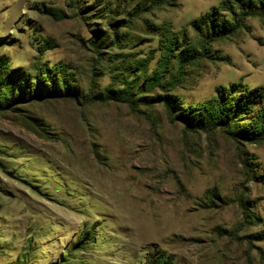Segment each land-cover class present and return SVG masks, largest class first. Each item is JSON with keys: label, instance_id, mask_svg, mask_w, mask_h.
<instances>
[{"label": "rangeland", "instance_id": "rangeland-1", "mask_svg": "<svg viewBox=\"0 0 264 264\" xmlns=\"http://www.w3.org/2000/svg\"><path fill=\"white\" fill-rule=\"evenodd\" d=\"M0 264H264V0H0Z\"/></svg>", "mask_w": 264, "mask_h": 264}, {"label": "trees", "instance_id": "trees-1", "mask_svg": "<svg viewBox=\"0 0 264 264\" xmlns=\"http://www.w3.org/2000/svg\"><path fill=\"white\" fill-rule=\"evenodd\" d=\"M225 108H221L220 110H219V114L221 113V114H224V111H222V110H224ZM229 115H230V113H229ZM229 117V116H228Z\"/></svg>", "mask_w": 264, "mask_h": 264}]
</instances>
